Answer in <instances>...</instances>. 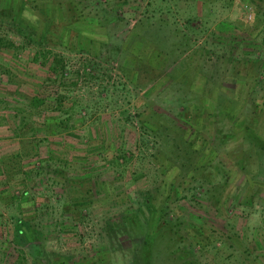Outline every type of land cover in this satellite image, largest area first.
I'll list each match as a JSON object with an SVG mask.
<instances>
[{"label":"rangeland","instance_id":"1","mask_svg":"<svg viewBox=\"0 0 264 264\" xmlns=\"http://www.w3.org/2000/svg\"><path fill=\"white\" fill-rule=\"evenodd\" d=\"M31 1L59 8L67 70L48 80L0 18V264H34L17 219L50 264H264V0ZM48 120L80 134L62 176L32 171Z\"/></svg>","mask_w":264,"mask_h":264},{"label":"trees","instance_id":"2","mask_svg":"<svg viewBox=\"0 0 264 264\" xmlns=\"http://www.w3.org/2000/svg\"><path fill=\"white\" fill-rule=\"evenodd\" d=\"M46 1V0H45ZM9 10L0 9V18L8 19L9 24H11L12 28L16 30V32L24 37V41L28 45L36 46L37 51L34 53L33 61L36 64H40L47 70V79L49 77L52 81H57L59 79H64L66 76L67 65L65 64L64 57L61 54H54L48 48L47 45L53 42H59L60 44H66L67 39L69 38V31L66 27L64 29V34H60V36H52L50 35L52 27L58 23V13L59 8L50 6L47 2H44L42 5L34 4L31 0H15L9 6ZM31 17V18H30ZM58 39V40H57ZM16 46L11 39L0 37V51L13 52L15 54ZM138 67H143L144 69L154 68V70H158L159 66H150L149 64H138ZM143 69V70H144ZM32 90V95L29 101L25 102V105L31 111H37L42 108L45 104L48 103V99L41 96V94H35ZM63 98H60L58 101V111L62 113L63 109ZM70 118H68L69 121ZM49 121V120H48ZM58 121V122H57ZM24 123V122H23ZM44 122V133L46 134V140L39 139L32 144L31 151L35 157L39 159V163L32 169L36 175L41 176L46 171H53L55 175H64V167L70 165L71 160L67 158V156L74 151V149H78L80 134H75L71 132L69 126L65 125L64 121L56 120L57 126L52 125L50 121L48 123ZM27 125V124H25ZM24 125H22L23 127ZM60 127V128H59ZM21 128V124L18 126V129ZM60 129V132L58 130ZM47 129V131H46ZM58 130V131H56ZM64 134L65 139L62 141V146L60 153H56L54 148H47L46 155L40 151V146L42 142H49L48 138L51 135L55 134ZM38 134V132H37ZM158 141V140H157ZM13 157H17L14 155ZM126 160V155H122ZM123 159V158H122ZM8 160H12V156L9 157ZM10 167V166H8ZM53 169V170H52ZM8 171H12L13 168H7ZM23 167H20L19 170L15 172H11V174L16 175L19 173H23ZM9 173V172H8ZM30 173H28L29 175ZM66 181V180H65ZM27 192H24V195ZM81 205L80 202H78ZM144 204L146 206L152 205V200L150 198L145 199ZM81 213V212H80ZM82 215V213H81ZM13 242L15 245L21 248L23 254L26 253L33 259L34 264H50L48 260L45 258L46 248L43 243V239L41 238L38 230L32 227L31 221L17 219L15 221V235L13 238ZM61 263L68 264L69 260L66 257L61 258Z\"/></svg>","mask_w":264,"mask_h":264}]
</instances>
